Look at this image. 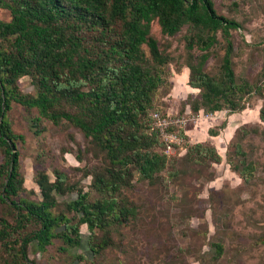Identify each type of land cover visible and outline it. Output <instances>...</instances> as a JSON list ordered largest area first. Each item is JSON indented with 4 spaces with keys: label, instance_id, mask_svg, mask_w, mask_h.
I'll use <instances>...</instances> for the list:
<instances>
[{
    "label": "trees",
    "instance_id": "1",
    "mask_svg": "<svg viewBox=\"0 0 264 264\" xmlns=\"http://www.w3.org/2000/svg\"><path fill=\"white\" fill-rule=\"evenodd\" d=\"M0 8L11 13L10 20L0 17V202L5 205L0 215L1 264H41L29 256L30 246L45 251L55 239L79 247L83 224L90 230L92 255H99L112 243L113 225L137 218L138 206L120 197L122 188L132 184L135 173L154 180L169 163L152 125L155 95L169 61L151 36L154 20L169 35L187 26L188 50L203 51L192 54L187 63L189 84L200 89L192 111H243L259 90L249 80H238L232 30L242 25L220 14L214 0H0ZM219 32L225 52L216 77L205 64ZM26 75L37 86L35 94L19 86ZM14 102L36 108L54 123L70 122L106 154L107 167L92 174L98 197L90 199L88 191L69 183L60 170L55 179L39 172L41 199L21 195L24 178L17 141L23 135L14 131L7 117ZM260 118L264 122V107ZM236 150L245 155L239 145ZM187 153L196 162L207 157L221 160L215 147L203 143L188 145ZM230 162L250 179L255 170L251 161L244 157L237 164ZM67 192H75L76 198L66 201L64 210H56L58 195ZM98 230L103 233L100 240ZM215 247L220 256L223 245ZM78 258L85 260L84 255Z\"/></svg>",
    "mask_w": 264,
    "mask_h": 264
},
{
    "label": "rangeland",
    "instance_id": "2",
    "mask_svg": "<svg viewBox=\"0 0 264 264\" xmlns=\"http://www.w3.org/2000/svg\"><path fill=\"white\" fill-rule=\"evenodd\" d=\"M218 12L241 23L232 30L235 50L233 65L238 80L246 79L258 86L247 108L232 112L192 111L191 103L200 89L189 84L187 63L203 53L186 46L188 27L175 35L162 32L157 20L151 36L169 61L164 67V82L155 95L157 111L170 119L187 118L178 130L181 142L168 151L163 142L159 149L169 156L167 168L154 180L135 173L132 184L122 188L120 197L138 206L136 219L111 228L112 243L99 255L88 246L90 230L81 225L82 243L68 247L61 239L42 251L30 246L29 256L41 264H264V0H214ZM0 17L10 20L11 13L0 8ZM225 40L218 33L217 43L210 48L206 71L219 76ZM151 59L149 47L143 45ZM25 93L35 94L32 77L20 78ZM17 134L20 171L24 178L23 197L41 199L37 178L40 171L52 179L56 170L64 171L69 183H75L94 199L100 193L93 187L92 174L104 170L106 154L87 138L82 130L66 120L54 123L40 116L36 108L14 102L7 113ZM39 124L36 125L35 118ZM152 125L155 126L153 118ZM217 133V134H215ZM183 134V135H182ZM162 141V140H161ZM203 143L215 147L220 161L203 158L196 162L187 153L188 145ZM237 145L245 155L238 154ZM251 161L255 170L245 180L235 166L240 158ZM3 152L0 150V163ZM75 192L58 195L60 206L76 198ZM5 205L0 202V215ZM103 233L98 230L97 237ZM222 244L219 256L215 245ZM65 248L63 250L62 248ZM79 255H84L81 260ZM1 264V251H0Z\"/></svg>",
    "mask_w": 264,
    "mask_h": 264
},
{
    "label": "built area",
    "instance_id": "3",
    "mask_svg": "<svg viewBox=\"0 0 264 264\" xmlns=\"http://www.w3.org/2000/svg\"><path fill=\"white\" fill-rule=\"evenodd\" d=\"M153 118L155 120V126L160 131L162 141L166 144L167 150L171 151L174 144L181 142V135L178 130L169 131V128L181 126L187 122V118L170 119L164 117L159 112H154Z\"/></svg>",
    "mask_w": 264,
    "mask_h": 264
}]
</instances>
